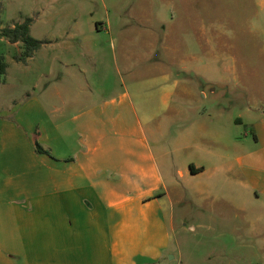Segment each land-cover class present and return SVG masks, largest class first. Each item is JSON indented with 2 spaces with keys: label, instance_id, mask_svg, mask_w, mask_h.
<instances>
[{
  "label": "rangeland",
  "instance_id": "rangeland-1",
  "mask_svg": "<svg viewBox=\"0 0 264 264\" xmlns=\"http://www.w3.org/2000/svg\"><path fill=\"white\" fill-rule=\"evenodd\" d=\"M0 10L1 26L30 16L45 41L25 65L18 42H0L1 110L44 85L75 107L129 93L164 175L166 221L151 233L154 245L165 234L160 256L133 264H264L260 0H0ZM222 162L225 179L212 169ZM193 164L207 170L190 175Z\"/></svg>",
  "mask_w": 264,
  "mask_h": 264
},
{
  "label": "crops",
  "instance_id": "crops-1",
  "mask_svg": "<svg viewBox=\"0 0 264 264\" xmlns=\"http://www.w3.org/2000/svg\"><path fill=\"white\" fill-rule=\"evenodd\" d=\"M32 57L13 59L25 65ZM46 87L43 97L33 93L0 109V264L157 259L165 234L154 245L151 233L166 224L164 175L129 93L75 107L77 99ZM34 140L50 154L36 152ZM230 168L212 167L224 179ZM206 170L193 164L187 172Z\"/></svg>",
  "mask_w": 264,
  "mask_h": 264
},
{
  "label": "trees",
  "instance_id": "trees-1",
  "mask_svg": "<svg viewBox=\"0 0 264 264\" xmlns=\"http://www.w3.org/2000/svg\"><path fill=\"white\" fill-rule=\"evenodd\" d=\"M32 20V17L25 16L22 21H16L11 26H1L2 20L0 17V37L6 39L10 43H19L20 51L13 56L17 61H25L26 58L31 57L41 44L45 42L30 34ZM6 67L5 58L3 54H0V76L6 72ZM34 149L36 152L50 154V152L43 148L37 140H34Z\"/></svg>",
  "mask_w": 264,
  "mask_h": 264
}]
</instances>
